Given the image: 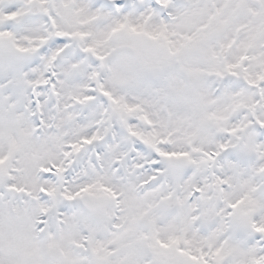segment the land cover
Here are the masks:
<instances>
[{"label":"snow or ice","instance_id":"6c2138e0","mask_svg":"<svg viewBox=\"0 0 264 264\" xmlns=\"http://www.w3.org/2000/svg\"><path fill=\"white\" fill-rule=\"evenodd\" d=\"M0 264H264V0H0Z\"/></svg>","mask_w":264,"mask_h":264}]
</instances>
